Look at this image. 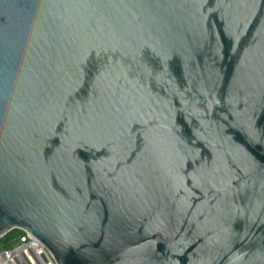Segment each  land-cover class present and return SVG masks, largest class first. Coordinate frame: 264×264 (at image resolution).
Listing matches in <instances>:
<instances>
[{
	"label": "water",
	"instance_id": "1",
	"mask_svg": "<svg viewBox=\"0 0 264 264\" xmlns=\"http://www.w3.org/2000/svg\"><path fill=\"white\" fill-rule=\"evenodd\" d=\"M56 264H264V0H0V239Z\"/></svg>",
	"mask_w": 264,
	"mask_h": 264
},
{
	"label": "built area",
	"instance_id": "2",
	"mask_svg": "<svg viewBox=\"0 0 264 264\" xmlns=\"http://www.w3.org/2000/svg\"><path fill=\"white\" fill-rule=\"evenodd\" d=\"M11 243H15L12 249L0 251V264H56L47 248L27 231L0 244Z\"/></svg>",
	"mask_w": 264,
	"mask_h": 264
},
{
	"label": "trees",
	"instance_id": "3",
	"mask_svg": "<svg viewBox=\"0 0 264 264\" xmlns=\"http://www.w3.org/2000/svg\"><path fill=\"white\" fill-rule=\"evenodd\" d=\"M22 231L20 230H15L9 234H7L4 238L0 239V243H7L10 240H12L13 238L17 237L18 235H21Z\"/></svg>",
	"mask_w": 264,
	"mask_h": 264
},
{
	"label": "rangeland",
	"instance_id": "4",
	"mask_svg": "<svg viewBox=\"0 0 264 264\" xmlns=\"http://www.w3.org/2000/svg\"><path fill=\"white\" fill-rule=\"evenodd\" d=\"M15 243L11 244H0V251L10 250L14 247Z\"/></svg>",
	"mask_w": 264,
	"mask_h": 264
}]
</instances>
